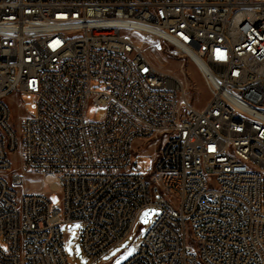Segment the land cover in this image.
<instances>
[{
	"label": "built area",
	"instance_id": "1",
	"mask_svg": "<svg viewBox=\"0 0 264 264\" xmlns=\"http://www.w3.org/2000/svg\"><path fill=\"white\" fill-rule=\"evenodd\" d=\"M124 32L192 61L207 106ZM18 149L49 196L18 193ZM149 210L122 264H264V0H0V264H71L64 226L95 264Z\"/></svg>",
	"mask_w": 264,
	"mask_h": 264
},
{
	"label": "rangeland",
	"instance_id": "2",
	"mask_svg": "<svg viewBox=\"0 0 264 264\" xmlns=\"http://www.w3.org/2000/svg\"><path fill=\"white\" fill-rule=\"evenodd\" d=\"M133 43L139 46L144 52L146 58L160 72L175 76L182 85L188 90V98L197 110H202L207 106L210 99L209 91L204 80L197 70L196 66L188 58L183 57L174 49L165 47L163 49L155 47V40L144 39L141 35L124 32ZM7 104L11 112V124L17 131L22 118L34 116L36 111L33 109V102L25 95H13L7 99ZM95 109H90L89 117L95 119L98 116ZM155 148L153 146L145 147L136 151L137 167L141 173L148 174L153 167ZM12 171L22 177V184L17 188L19 194H51L50 186L56 182L55 175H47L41 172H26L23 164V153L18 149L11 155ZM55 203L60 202L59 195H53ZM145 215L142 216V218ZM141 218V219H142ZM153 223V219L146 225L140 224L136 227L129 239L120 246L115 247L109 254L95 264H122L126 258L137 251L145 236V233ZM63 233L66 238V254L71 264H91L86 258L81 244L80 233L77 226L63 227ZM6 250V246L4 245Z\"/></svg>",
	"mask_w": 264,
	"mask_h": 264
},
{
	"label": "water",
	"instance_id": "3",
	"mask_svg": "<svg viewBox=\"0 0 264 264\" xmlns=\"http://www.w3.org/2000/svg\"><path fill=\"white\" fill-rule=\"evenodd\" d=\"M147 213H149L148 216H144L142 219H141V224L142 225H146L150 222V220L152 219L153 215H154V210H149Z\"/></svg>",
	"mask_w": 264,
	"mask_h": 264
},
{
	"label": "snow or ice",
	"instance_id": "4",
	"mask_svg": "<svg viewBox=\"0 0 264 264\" xmlns=\"http://www.w3.org/2000/svg\"><path fill=\"white\" fill-rule=\"evenodd\" d=\"M144 215H145V216H148V215H149V213H147V212H146Z\"/></svg>",
	"mask_w": 264,
	"mask_h": 264
},
{
	"label": "bare ground",
	"instance_id": "5",
	"mask_svg": "<svg viewBox=\"0 0 264 264\" xmlns=\"http://www.w3.org/2000/svg\"><path fill=\"white\" fill-rule=\"evenodd\" d=\"M54 186V188H56V186L55 185H53Z\"/></svg>",
	"mask_w": 264,
	"mask_h": 264
}]
</instances>
